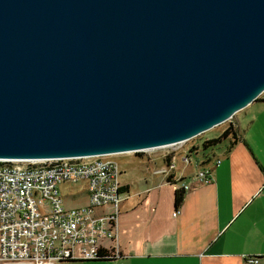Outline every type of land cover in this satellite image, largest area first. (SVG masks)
I'll list each match as a JSON object with an SVG mask.
<instances>
[{
	"label": "water",
	"instance_id": "obj_1",
	"mask_svg": "<svg viewBox=\"0 0 264 264\" xmlns=\"http://www.w3.org/2000/svg\"><path fill=\"white\" fill-rule=\"evenodd\" d=\"M264 92V0H0V159L189 140Z\"/></svg>",
	"mask_w": 264,
	"mask_h": 264
},
{
	"label": "crops",
	"instance_id": "obj_2",
	"mask_svg": "<svg viewBox=\"0 0 264 264\" xmlns=\"http://www.w3.org/2000/svg\"><path fill=\"white\" fill-rule=\"evenodd\" d=\"M262 98L246 110L243 124L238 121L235 144L227 150V142L216 155L220 163L201 164L211 168L208 182L196 176L198 168L189 173L181 166L171 182L150 172L141 188L133 191L126 184L115 222V251L121 257L61 264H264ZM182 185L188 187L176 208L174 191Z\"/></svg>",
	"mask_w": 264,
	"mask_h": 264
},
{
	"label": "built area",
	"instance_id": "obj_3",
	"mask_svg": "<svg viewBox=\"0 0 264 264\" xmlns=\"http://www.w3.org/2000/svg\"><path fill=\"white\" fill-rule=\"evenodd\" d=\"M188 151L179 152L185 168L191 162ZM139 152L51 160L0 159V264L91 261L104 251L121 257L115 251V222L127 187L119 181L122 171L116 157ZM173 156V152H165L157 167L150 159L151 172L173 179ZM211 156L218 165L221 159ZM207 157L199 161L196 174L204 182L211 173L208 165L201 166L210 161ZM177 213L175 209L173 215Z\"/></svg>",
	"mask_w": 264,
	"mask_h": 264
},
{
	"label": "rangeland",
	"instance_id": "obj_4",
	"mask_svg": "<svg viewBox=\"0 0 264 264\" xmlns=\"http://www.w3.org/2000/svg\"><path fill=\"white\" fill-rule=\"evenodd\" d=\"M260 96L261 97L264 96V92H262ZM251 104L235 112L234 115L229 119H227L226 121L216 126H213L212 128L204 131L203 133L189 140L173 145L159 147L158 149H154V150L142 151L139 153H125L118 155L116 157V160L118 161L120 170L122 171L121 175L119 176L120 183L130 184L133 191L137 190L138 188H141L143 185V180L145 178L150 179L153 176L151 175L150 172L152 171V169H154V165H152L150 159L153 160L155 166L157 167L158 165L161 164V160L159 158L162 157L163 154L167 151L174 153L173 157L175 159L176 164L172 175L174 179L177 180L178 176L182 173L181 166H183L182 162L180 161L181 158V154L179 153L180 150H185V149L188 150L190 149L191 146H195V145L199 149H197V151L194 152L188 151V153L191 156L190 158L191 162L190 165L186 167L185 172L193 173L197 171L199 161L202 158L208 156V158H210L209 160H211L212 153L213 155H219L222 153V150L227 144V141L230 139V136H228L227 139L222 140L218 145L208 148L206 150H202L201 147L202 141L205 139L219 136L229 126V124H234V126L237 127V123L239 120L241 124H243L246 118L248 117L247 114L246 115L244 114ZM180 184H181L180 181L179 182L176 181L174 185L179 186Z\"/></svg>",
	"mask_w": 264,
	"mask_h": 264
},
{
	"label": "trees",
	"instance_id": "obj_5",
	"mask_svg": "<svg viewBox=\"0 0 264 264\" xmlns=\"http://www.w3.org/2000/svg\"><path fill=\"white\" fill-rule=\"evenodd\" d=\"M262 99L263 98L261 96H259L257 98V101H260ZM228 136H230V139L227 141L228 142L227 150H230V148L235 144L237 137H238V129L236 126H234V124H229V126L219 136L203 140L201 143L202 150H206L208 148H211L213 146L218 145L222 140L227 139ZM197 149H199V148L195 145V146H191L189 151L194 152V151H197ZM209 159L210 158H208V160ZM180 180H183V178H180ZM167 181L171 182L170 177L167 178ZM184 193H185V190L183 189V187H178L175 189V191H174V206L176 208L181 204L183 197H184ZM113 253L114 252H112V251H110V252L104 251L101 254H99V258H97L95 260H91V261H105V260L115 259Z\"/></svg>",
	"mask_w": 264,
	"mask_h": 264
}]
</instances>
